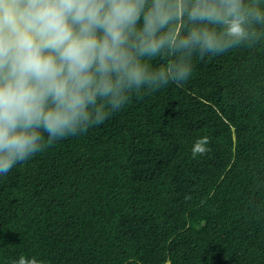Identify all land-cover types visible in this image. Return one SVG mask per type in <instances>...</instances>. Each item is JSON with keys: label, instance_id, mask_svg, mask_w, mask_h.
Segmentation results:
<instances>
[{"label": "trees", "instance_id": "trees-1", "mask_svg": "<svg viewBox=\"0 0 264 264\" xmlns=\"http://www.w3.org/2000/svg\"><path fill=\"white\" fill-rule=\"evenodd\" d=\"M21 257L264 264V42L194 55L185 82L0 175V264Z\"/></svg>", "mask_w": 264, "mask_h": 264}, {"label": "clouds", "instance_id": "clouds-1", "mask_svg": "<svg viewBox=\"0 0 264 264\" xmlns=\"http://www.w3.org/2000/svg\"><path fill=\"white\" fill-rule=\"evenodd\" d=\"M262 42L264 0H0V175L185 82L194 55Z\"/></svg>", "mask_w": 264, "mask_h": 264}]
</instances>
